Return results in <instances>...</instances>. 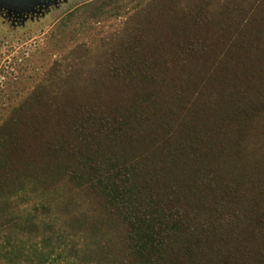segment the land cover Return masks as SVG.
<instances>
[{
	"label": "trees",
	"instance_id": "trees-1",
	"mask_svg": "<svg viewBox=\"0 0 264 264\" xmlns=\"http://www.w3.org/2000/svg\"><path fill=\"white\" fill-rule=\"evenodd\" d=\"M31 50L0 264H264V0H92Z\"/></svg>",
	"mask_w": 264,
	"mask_h": 264
},
{
	"label": "rangeland",
	"instance_id": "rangeland-1",
	"mask_svg": "<svg viewBox=\"0 0 264 264\" xmlns=\"http://www.w3.org/2000/svg\"><path fill=\"white\" fill-rule=\"evenodd\" d=\"M89 1L0 0V89L24 87L33 70L27 60L32 44L69 10ZM20 77L21 82L14 83Z\"/></svg>",
	"mask_w": 264,
	"mask_h": 264
}]
</instances>
